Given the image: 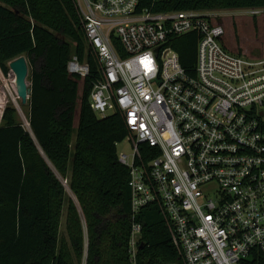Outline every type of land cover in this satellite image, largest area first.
<instances>
[{
  "label": "built area",
  "instance_id": "obj_1",
  "mask_svg": "<svg viewBox=\"0 0 264 264\" xmlns=\"http://www.w3.org/2000/svg\"><path fill=\"white\" fill-rule=\"evenodd\" d=\"M75 3L96 64L90 109L118 113L127 130L131 154L117 159L131 218L158 206L183 264H264V56L226 49L220 11ZM189 34L198 36L191 73L172 48ZM67 72L90 76L76 56ZM140 232L132 223V263Z\"/></svg>",
  "mask_w": 264,
  "mask_h": 264
},
{
  "label": "trees",
  "instance_id": "obj_2",
  "mask_svg": "<svg viewBox=\"0 0 264 264\" xmlns=\"http://www.w3.org/2000/svg\"><path fill=\"white\" fill-rule=\"evenodd\" d=\"M140 2L153 12L264 10V0ZM75 4L0 0V70L21 56L30 70L25 129L12 107L0 117V264H183L158 206L131 218L128 170L116 154L127 130L118 113L100 119L90 109L96 64ZM197 41L196 34L173 40L188 73ZM72 56L89 65V77L68 74ZM13 99L24 117L20 98ZM132 223L141 227L134 263Z\"/></svg>",
  "mask_w": 264,
  "mask_h": 264
},
{
  "label": "rangeland",
  "instance_id": "obj_3",
  "mask_svg": "<svg viewBox=\"0 0 264 264\" xmlns=\"http://www.w3.org/2000/svg\"><path fill=\"white\" fill-rule=\"evenodd\" d=\"M259 13H252V10H226L220 11L221 18L218 20L225 29V35L223 38V44L227 50L238 55H249L251 57H262L264 56V10L256 9ZM29 74L28 69L27 85L29 86ZM12 73L8 68L7 72L3 73L0 70V117L5 107H12L16 110V122L20 123L24 127V123H28V100L25 104H21L18 101L20 110L24 117L17 110V105L14 102L13 97L16 92L13 89L14 79H12ZM80 86V84H79ZM80 90V89H79ZM12 92L13 97L9 94ZM80 94V91H79ZM17 95V94H16ZM16 106V107H15ZM111 115V112H108ZM78 115L77 110L74 116L73 128L74 132L77 128ZM1 125V120H0ZM25 129V127H24ZM74 136V135H73ZM124 153L126 155L131 154L130 143L124 139L121 143L116 145V154ZM63 182V181H62ZM66 187L65 182H63ZM67 190V189H66ZM69 196L70 193L67 190ZM65 220V207L61 214V227L60 231L63 232Z\"/></svg>",
  "mask_w": 264,
  "mask_h": 264
},
{
  "label": "water",
  "instance_id": "obj_4",
  "mask_svg": "<svg viewBox=\"0 0 264 264\" xmlns=\"http://www.w3.org/2000/svg\"><path fill=\"white\" fill-rule=\"evenodd\" d=\"M8 68L14 76L16 94L21 104H25L30 96V88L27 85L28 66L25 57L21 56L10 61Z\"/></svg>",
  "mask_w": 264,
  "mask_h": 264
},
{
  "label": "bare ground",
  "instance_id": "obj_5",
  "mask_svg": "<svg viewBox=\"0 0 264 264\" xmlns=\"http://www.w3.org/2000/svg\"><path fill=\"white\" fill-rule=\"evenodd\" d=\"M69 192V191H68Z\"/></svg>",
  "mask_w": 264,
  "mask_h": 264
}]
</instances>
